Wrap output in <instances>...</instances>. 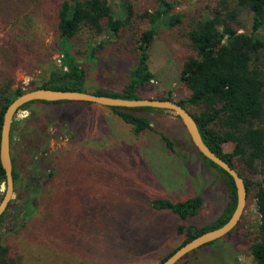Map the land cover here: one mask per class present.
I'll return each instance as SVG.
<instances>
[{"label":"rangeland","instance_id":"rangeland-1","mask_svg":"<svg viewBox=\"0 0 264 264\" xmlns=\"http://www.w3.org/2000/svg\"><path fill=\"white\" fill-rule=\"evenodd\" d=\"M54 1L46 0L37 7L38 0H23L20 5L24 11L26 3L33 10L27 18L22 13L12 19L6 14L8 9H0V81L14 77L16 87L32 78L34 74L19 67L25 61L19 51L28 41L41 55L58 62L56 19L51 8ZM107 1L118 7L119 0ZM128 1L135 16L156 4L155 0ZM168 1L184 16V23L163 28L156 35L149 59L155 78L140 95L155 97L170 92L178 100L188 95L187 88L179 83L182 52L187 50L186 24L200 14L206 15L207 6L215 0ZM242 18L243 30L248 31L250 15L243 12ZM27 19L33 25L34 37L27 38L20 31ZM143 26L145 23L135 18L133 26L123 33L127 37L111 39L99 51L100 59L133 62V39ZM85 39L79 36L74 49L84 50ZM12 42L16 43L13 55ZM89 74L91 88L118 90L125 81L123 73L117 74L111 64ZM188 108L194 112L193 106ZM146 114L154 129L135 134L109 108L91 102L35 101L17 112L11 131L12 158L25 174L34 165L43 164L39 155H46V166L53 172L40 187L24 226L13 227L9 222L0 225V236L25 264H159L184 239L177 231L178 224L202 227L221 213L228 200L223 174L202 159L176 115L165 111ZM69 119L73 120L67 123ZM158 131L174 140V151L165 147ZM231 148L230 143L224 145L225 150ZM196 194L204 196L203 204L197 215L186 220L149 205L156 197L179 201ZM258 221L251 193L241 225L199 249L194 264H253L248 245Z\"/></svg>","mask_w":264,"mask_h":264},{"label":"trees","instance_id":"trees-1","mask_svg":"<svg viewBox=\"0 0 264 264\" xmlns=\"http://www.w3.org/2000/svg\"><path fill=\"white\" fill-rule=\"evenodd\" d=\"M38 1L37 7L46 2ZM22 2L23 0H0V9H8L6 14L12 19L19 18L22 13L27 18L33 10L29 9V4L26 3L24 11L23 5H20ZM155 2V7L145 9L135 16L128 0H119L117 8L107 0H55L51 8L56 19L54 34L55 48L59 53L58 62L50 56L41 55L33 42L28 41L24 45L19 53L24 54L25 61L19 67L34 75L24 86L15 87L14 77L0 81V128L5 108L18 95L35 88L80 90L125 99L141 98V90L155 78L149 66V59L156 35L163 28H176L184 23V16L175 11L172 2L168 0ZM207 9L206 15L200 14L191 19L186 24L184 32L187 50L182 52L179 83L187 88L188 95L176 100L168 92L167 95L150 98L173 100L189 111L206 145L243 177L247 196L253 194L259 216L254 230L255 235L248 246L254 260L253 264H264V0H215ZM243 12L250 15L248 31L243 30ZM135 18L145 23L143 28L136 30L133 39L136 59L131 63L121 58L106 62L101 60L99 51L113 38L115 40L126 38L123 33L125 29L133 26ZM29 23L27 19L23 24L26 27L20 28L21 33L26 34L27 38L34 37L33 25ZM23 25L21 23V26ZM79 36L86 38L84 50L74 49L75 40ZM10 47L13 55L16 43L12 42ZM109 64L117 74L123 73L125 77L123 85L118 90L106 87L91 88L89 72L95 73ZM108 68L112 70V67ZM34 102L23 104L18 111L27 109ZM61 102L66 101L51 103ZM188 106H193L194 112H191ZM107 108L129 124L135 134L146 129H154L147 112H164L162 109L152 107ZM70 120L73 119H69L67 123ZM13 124L15 120L10 128V141ZM63 124L68 127L66 122ZM158 134L165 147L174 151V140L164 132L158 131ZM227 143L232 144L230 150L224 149ZM199 154L225 177L228 200L221 213L207 225L199 227L193 224H178V233L184 234L181 245L204 231L223 225L236 207L232 177ZM46 158V155H39L43 164L34 165L29 173L24 174V168L17 165L15 158L11 156L16 196L11 199L0 216V225L9 222L13 227L24 226L40 187L53 176L50 167L46 166ZM254 175H257L256 179L252 178ZM4 180L5 174L0 164V183ZM203 200L202 194L179 201L156 197L149 201V205L155 210H168L181 220H186L199 213ZM239 225L241 219L232 231ZM199 249L187 254L180 263H196L195 256ZM0 264H25L18 253L11 251L10 245L2 236Z\"/></svg>","mask_w":264,"mask_h":264},{"label":"water","instance_id":"water-1","mask_svg":"<svg viewBox=\"0 0 264 264\" xmlns=\"http://www.w3.org/2000/svg\"><path fill=\"white\" fill-rule=\"evenodd\" d=\"M31 101H84L106 107H152L162 109L165 112L176 115L180 119L198 153H201L232 177L236 192V207L230 218L223 225L204 231L195 236L193 239L185 242L183 245L175 249L169 256H167L160 264H178L187 254L208 243L229 235L240 221L245 208L247 196L243 177L223 158L206 145L202 139L193 115L179 103L169 99L150 97L125 99L94 94L88 91L53 90L49 88H35L24 91L22 94L13 99V101L5 108L3 113L0 128V164L4 170L5 180L0 186L2 190V197L0 199V216L4 213L11 199L14 197L12 159L10 153V128L18 109L23 104Z\"/></svg>","mask_w":264,"mask_h":264},{"label":"flooded vegetation","instance_id":"flooded-vegetation-1","mask_svg":"<svg viewBox=\"0 0 264 264\" xmlns=\"http://www.w3.org/2000/svg\"><path fill=\"white\" fill-rule=\"evenodd\" d=\"M11 146H12V141H10V153H11ZM12 155V154H11Z\"/></svg>","mask_w":264,"mask_h":264}]
</instances>
